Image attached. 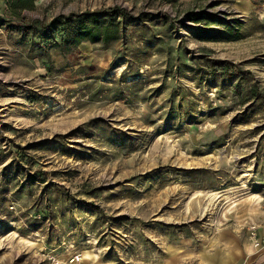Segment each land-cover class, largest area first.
I'll return each mask as SVG.
<instances>
[{"label":"rangeland","instance_id":"rangeland-1","mask_svg":"<svg viewBox=\"0 0 264 264\" xmlns=\"http://www.w3.org/2000/svg\"><path fill=\"white\" fill-rule=\"evenodd\" d=\"M107 6L139 24L52 47L51 21ZM0 20V264H241L221 232L262 220L264 0H34Z\"/></svg>","mask_w":264,"mask_h":264},{"label":"trees","instance_id":"trees-1","mask_svg":"<svg viewBox=\"0 0 264 264\" xmlns=\"http://www.w3.org/2000/svg\"><path fill=\"white\" fill-rule=\"evenodd\" d=\"M4 1L7 12L14 17H19L21 11L33 9L34 7V0ZM147 16L150 15L147 14ZM188 16L194 22L210 21L218 24L222 22L220 18L214 17L211 19L203 11L190 12ZM138 24V16L128 15L123 8L107 6L106 8L92 9L63 17L60 21L54 19L48 26L52 31H60L59 42L53 40L51 45L64 54L70 52L81 42L100 44L107 49L113 42L118 40L129 25L137 26ZM1 25L2 21L0 20ZM41 29L44 31L48 30L44 26ZM43 47L46 46L44 45ZM224 68L226 69V67H222L223 71L225 70ZM251 89L250 93L253 94ZM254 94L257 93L255 92Z\"/></svg>","mask_w":264,"mask_h":264},{"label":"crops","instance_id":"crops-1","mask_svg":"<svg viewBox=\"0 0 264 264\" xmlns=\"http://www.w3.org/2000/svg\"><path fill=\"white\" fill-rule=\"evenodd\" d=\"M7 8L4 0H0V15L2 16L3 13H6ZM262 198V206L261 209L257 214H259V220L261 221H254V219L251 216H246L242 223V228L244 226V221L248 218L253 220L256 223H262L264 221V198ZM244 229V228H243ZM260 232L264 231L262 228L258 229ZM223 235L222 237L229 241V244L232 243L233 251H232V257L236 260L240 259L241 264H264V251H253L252 247L250 246L249 241L247 240L246 232L243 230L241 231L238 227L235 228H229L227 227L223 232H221ZM217 252H215L216 254ZM195 260L194 264H221L220 263V256L217 257V261L215 259H212V252L210 254L203 253L202 260Z\"/></svg>","mask_w":264,"mask_h":264},{"label":"built area","instance_id":"built-area-1","mask_svg":"<svg viewBox=\"0 0 264 264\" xmlns=\"http://www.w3.org/2000/svg\"><path fill=\"white\" fill-rule=\"evenodd\" d=\"M243 228L246 232L247 240L249 241L251 247H253L255 250L264 247V231L260 232L258 230L259 228H262V230H264V221L262 223H256L248 218L244 221ZM71 260L73 262H77L79 259L75 256ZM52 264H57V262L53 259Z\"/></svg>","mask_w":264,"mask_h":264}]
</instances>
